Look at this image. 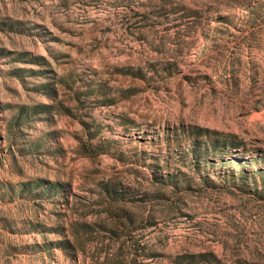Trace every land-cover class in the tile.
Returning a JSON list of instances; mask_svg holds the SVG:
<instances>
[{
    "label": "rangeland",
    "instance_id": "rangeland-1",
    "mask_svg": "<svg viewBox=\"0 0 264 264\" xmlns=\"http://www.w3.org/2000/svg\"><path fill=\"white\" fill-rule=\"evenodd\" d=\"M0 264H264V0H0Z\"/></svg>",
    "mask_w": 264,
    "mask_h": 264
}]
</instances>
